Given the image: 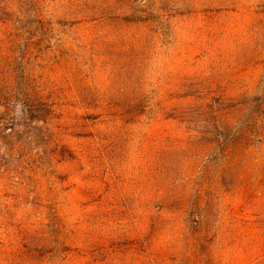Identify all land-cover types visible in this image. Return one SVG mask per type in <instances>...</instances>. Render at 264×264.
<instances>
[{"label": "rangeland", "instance_id": "374dc122", "mask_svg": "<svg viewBox=\"0 0 264 264\" xmlns=\"http://www.w3.org/2000/svg\"><path fill=\"white\" fill-rule=\"evenodd\" d=\"M263 74L264 0H0V264H264Z\"/></svg>", "mask_w": 264, "mask_h": 264}, {"label": "trees", "instance_id": "16d2710c", "mask_svg": "<svg viewBox=\"0 0 264 264\" xmlns=\"http://www.w3.org/2000/svg\"><path fill=\"white\" fill-rule=\"evenodd\" d=\"M2 10H4V7L2 8ZM261 83H263L264 85V74L262 76ZM204 99L205 101L202 106L203 108H205L206 111L203 110L204 118H202V121L206 123L207 127L211 128L212 130L214 129V131L217 132L214 134L212 138V141L215 143L214 148H217L220 150V152H222L229 145H235L238 142H240L244 137L249 135V133L247 134L248 130L253 131L254 134L256 135L259 134L262 136V138H259V139L256 138L255 139L256 141L259 142L261 141V139H264V123L259 122L260 124L256 125V123L254 122L255 120L253 119H251L250 122H246L244 124H240L243 121H241V119H237L236 120L237 123L234 122V124L227 127L226 129L224 127H221L218 124V117H225V115L228 114V110L230 109L232 104L228 103L227 99L220 97V96L219 97L210 96L207 98L209 101L206 98ZM255 100H260V95L253 97L250 102L255 103ZM41 104L44 105L41 102H36L34 103V105L30 104L29 107L32 110H37L38 106H40ZM115 105H118V104H115ZM258 106H260L259 114L263 113L264 112V99L261 102L259 101ZM125 112L128 113L129 110ZM10 129L12 130L13 133L22 132V130L21 131L18 130L17 132H14L15 130L14 126H11ZM231 131H233V133H230ZM209 141L211 142V140ZM200 211H201V207L198 205L191 206V208L186 210L185 222L189 230V233L187 235V242H188V245L192 248V250L188 251V254H187V264H197L196 262L197 260L195 261L196 259L195 257L196 256L199 257L201 253H203L202 251L204 249V245L202 244V242H206V243L210 242V238H211L209 234L210 228L207 226V224L203 223V216L200 213ZM59 233H61V230H59ZM26 237H30V236L25 235L23 238H26ZM55 242H57V245L59 244V248L57 246V248L53 250L54 253H52L51 251V254H48L51 256H47L51 264L53 260H55L57 257H60V253L62 251H65L68 249L67 246L64 244V242L59 241L58 238L57 240H55ZM22 247H24L25 249L19 250L18 253L16 254L17 259H19L17 264L22 263V261L26 259L34 258L35 255L30 256L32 254V251H38L35 247H30V245L28 244L26 245L22 244ZM201 247L203 248L202 250H200ZM150 252H148L149 255H150ZM207 255H210V254H208L207 252ZM209 261L211 263V259H209Z\"/></svg>", "mask_w": 264, "mask_h": 264}]
</instances>
